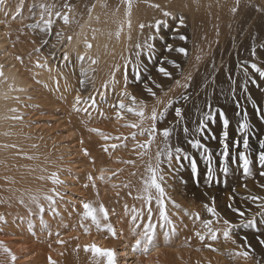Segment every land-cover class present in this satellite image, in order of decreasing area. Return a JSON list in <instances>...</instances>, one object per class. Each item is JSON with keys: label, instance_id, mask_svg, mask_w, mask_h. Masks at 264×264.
Returning <instances> with one entry per match:
<instances>
[{"label": "rangeland", "instance_id": "rangeland-1", "mask_svg": "<svg viewBox=\"0 0 264 264\" xmlns=\"http://www.w3.org/2000/svg\"><path fill=\"white\" fill-rule=\"evenodd\" d=\"M96 1L25 0L26 5L25 7L22 5V13L18 16L17 21H12L10 14L3 16L1 13L0 20L9 21L12 24L13 34L16 33L17 37L21 39V43L25 44L26 48L31 50L32 53H35L33 52L35 47H41V52L48 53L52 44H56L57 47L60 46L61 49L65 48L64 44H67V42L61 45L57 41L55 33L61 29L65 37L74 33L82 18ZM140 1L151 2V0ZM174 1L176 0H163V5L166 3L170 5ZM116 2L121 3V0H116ZM260 2L264 4V0H260ZM65 3L75 5L74 12L70 13V16L73 17L72 22L65 25L61 17L53 15L51 17L54 22L52 32L45 35L42 30L43 25L40 15L43 10L39 5H55L53 11H65L61 7ZM218 3L219 5L214 8V13L208 21L197 14L190 15L186 9L180 7L152 12L145 25H155L161 22V27L158 29L145 27L143 31L140 28L133 31L131 40L119 50H112V46L109 44L104 54L105 57L104 55L99 56V64L94 66L97 71L89 73L90 78L95 77L94 81L89 79L86 84H88L89 90L102 91L101 85L108 78L112 65L116 63L123 64L122 56L132 55L133 46L137 42H143L149 35H153L155 37L152 41L154 51L151 54L145 51L142 55L141 76L133 80L136 72L131 66L127 69L128 91L137 96L138 99H145L146 93L143 90L142 82L147 83L151 80L162 84L164 86L163 92H168L169 87L172 88V91L168 92V97H164L163 93L157 90V95L161 96L162 99L173 98L176 101L173 109L169 110L166 119L158 122V127L162 128L169 123L175 125L174 108H183L184 120L175 127L173 143L182 147L189 156L196 160L199 170L197 176L188 160L180 161L182 167L174 173L175 179L166 181L167 191L190 193L201 206L207 204L210 198L215 197L221 216L231 219L234 223L238 222L239 219L251 218L253 215L258 219L257 221H261L264 218L256 213L264 211V209L258 207L264 201L259 199L253 201L249 197H264V187H261L264 184V178L258 174L261 167L258 163V155L260 151L264 150V147H262V143H264V119L261 118L264 116V77H261L251 67L255 63L264 69V8L258 9L250 0H239L238 9L233 12L231 9L237 6L236 0H218ZM33 5H37V7L34 8ZM0 10H2V6H0ZM165 11L172 13V15L165 16ZM180 13L185 14L181 16L184 20L183 24L179 21L180 17L178 16H180ZM45 17L47 18V14H45ZM169 17H175L176 21L174 23L170 22ZM164 23L166 27H164ZM32 24H39L40 27L32 28L30 27ZM181 37H186V39H181ZM42 39L48 40L49 44L42 46ZM169 46H171V50ZM179 48L186 49L187 54L177 51ZM61 49L56 50V52L60 54ZM253 50H255V55H253ZM24 53L27 52L23 51ZM197 56L200 59H197ZM170 61H175L179 67H174ZM161 65L173 74L171 79L158 73V68ZM245 69H247V73H245ZM189 75L191 81L188 88L176 86L175 81L179 80L183 83L184 78ZM81 79L83 77L79 73L77 82ZM117 79H121L120 73H117ZM181 94L187 95L189 99L183 100ZM96 99H101L100 93H97ZM69 101L72 100L69 99ZM112 101L108 100L102 104V107L107 110ZM45 102L50 104L52 101ZM153 102V100L148 101L149 107ZM88 103L91 104L90 100ZM58 106L62 107L61 104ZM205 113H210L214 118L207 121V128L203 133H198L195 129L200 121L205 119ZM93 115L95 116V111H93ZM225 116L229 120L226 130L231 157L228 161V182L227 184L214 183L208 185L206 184L208 162L204 151L202 148L192 147L191 141L200 139L201 143L210 149L212 167L216 175L221 176L225 163L222 157L223 132L225 131L223 119ZM33 118L38 121V130L43 131V134L47 136L46 138L54 144L52 154L61 161L60 167L57 172L55 170V173H58L59 178L66 181V183L62 185L52 183L51 192L54 188L58 189L62 193L63 199L56 197L57 213L47 212L49 220L46 221V224L43 223L36 228L31 227L29 230H23L28 228L26 226L20 227L18 223L9 221L6 218V224L0 223V241L10 250L11 254L15 255L16 259L15 261L12 260L13 264H30L35 261H38V264H51V260L56 261V264H63L67 257H71L74 250L82 249L85 244L91 245L94 242V237H90L93 236L92 231H85L82 227H78L77 220L82 217L85 211L84 203L92 202L94 205L95 197L91 196V193L93 189L97 191L98 188L84 187V185L88 183L86 177L91 173L90 170L94 173L95 170L89 166L87 157L77 155L73 152L74 150L65 146L67 140L63 138L64 135L60 134V129L55 127V120L52 116L41 113ZM134 118L136 119L133 116ZM125 119L131 118L125 116ZM245 119L249 124L246 133L240 130V125ZM103 121H100V124L90 122L89 125L101 128V130L110 133L112 136L128 135L131 131L125 126L124 120L117 121L113 118L110 121L105 120V124L101 125ZM185 125L190 130L188 134L182 131ZM37 134L40 133L37 132ZM245 135L249 139L247 154L252 161V175L247 177L242 172L243 161L239 156V153L244 151L242 141ZM97 138L99 140L94 138L95 140L92 142L98 148L96 151L108 159V167L111 169L124 168L125 171V165L120 161L127 159L121 148L114 150L113 154H115L109 156L101 149L102 138L100 136H97ZM112 142L116 141H109V143ZM160 143L161 138L158 136L156 144ZM156 144L152 147V154L155 153ZM133 159L137 160L135 168L140 170L142 177L146 175L145 164L149 160V156H145L143 159L135 156ZM123 174H120L117 178L122 177ZM115 181L113 183H116ZM99 183L98 181L97 184ZM108 186L111 187V184L109 183ZM122 190L123 188L120 189L121 192ZM206 193L209 195L207 200L201 196ZM52 194L54 195V193ZM229 203L239 207L245 215L250 214L252 216L239 217L238 214H233L226 207ZM42 204L45 206L44 212L46 213L49 209L48 202L42 201ZM201 212L202 218L211 215L204 211ZM69 213H72V215H69ZM32 214H38V210H34ZM210 218L212 217L210 216ZM212 219L216 227L221 228L222 224L215 223V218ZM27 220L29 219L27 218ZM64 225H68V227L65 228ZM261 231H264V229H261ZM235 232L234 236L238 237L235 238V243L232 242L231 246L234 248L238 244L246 249L251 244V248L247 249L254 254L251 257L252 261L255 264L258 261L260 264H264V245L259 243L260 239H264V235H261L255 228L236 229ZM57 233H59V236H57ZM61 239L65 243L57 242ZM1 248L5 254L11 257L9 252L4 251L3 247ZM30 251H33V253Z\"/></svg>", "mask_w": 264, "mask_h": 264}, {"label": "bare ground", "instance_id": "bare-ground-1", "mask_svg": "<svg viewBox=\"0 0 264 264\" xmlns=\"http://www.w3.org/2000/svg\"><path fill=\"white\" fill-rule=\"evenodd\" d=\"M24 1L23 5L25 7ZM250 1L258 9L264 8V4L260 0ZM20 2L21 0H6L0 13L3 16L10 14L11 20L17 21L18 16L22 13L20 8L21 11L17 14V6L20 5ZM105 3L107 7H103ZM95 5V9L92 11V18L89 19L88 12L82 18L75 32L70 35L72 44H64V49L71 51L72 63L65 68L64 62L60 59L61 52L60 54L56 52V57H49V66L53 69L51 73L46 69L34 67L37 56L41 54L44 56L49 55L51 45L48 53H32L31 50L26 48L25 44L21 43V39L17 37V34H13L12 24L9 21L0 20V64L4 65V76L0 77V201H3L0 202V213L6 215L9 221L18 223L20 227L26 226L28 228L23 230H29L31 227L36 228L43 223L46 224V221L49 220L47 213L51 212L49 209L46 213H43L44 219H41L39 214H32L37 208L29 197L31 195H40V202L45 201L43 200V194L51 193V184L54 183L49 177L55 173V170L56 172L58 171L61 163L59 158L57 159V156L52 154L54 144L46 138L47 136L43 134V131L38 130V121L33 118L35 115L45 113L49 114L50 117L52 116L55 120V127L60 129V134L64 135L63 138L67 140L65 146L74 150L73 152L77 155H81L79 139L83 137V147H86L91 152V156L87 157V159L89 160V166L95 170V173L90 170L92 174H97V169L101 167L109 168L108 159L96 151L98 148L92 142L95 139L99 140L97 138L99 135L87 131V127L95 126L88 124L85 127L82 123L83 113L71 112V102L69 101V99L72 100L77 90L82 89L81 94L86 97L89 95L97 97V93L105 91L104 88L102 91L97 92L92 89L89 90L88 84L81 85L77 82L81 62L76 60V54L77 52L84 53L86 51L83 43L85 38L93 45L90 50H87L89 56L92 57L104 55L109 44H111L112 50H119L129 42L126 4L117 3L116 0H97ZM154 5H159L160 7L157 8ZM218 5V0H176L170 5L167 3L163 5V0H151L150 3L133 0L130 17L131 34L133 31L139 30L140 25L145 24L154 11L180 7L186 9L190 15L197 14L208 21L214 13V8ZM117 9L119 10L117 11ZM179 15L178 17H181L185 14L180 13ZM97 16L99 17L98 20L96 19ZM169 21L174 23L176 18L169 17ZM121 24H123V31L117 38L116 32ZM164 27H166L165 23ZM93 29L96 30L95 33H93ZM58 49H61V47L58 46L56 50ZM23 51L27 53L23 54ZM17 56L23 57V63L16 59ZM89 63L90 61L86 58L83 61V66L88 67ZM57 67L63 74H57ZM70 71L71 74L67 84L71 90H68L65 87V75H68ZM34 73H39V75L36 76ZM51 77H56L59 80V90L56 88L55 80ZM37 81H43V83H38ZM20 88H24L26 91H18ZM84 93L88 94L84 95ZM107 95L111 98L109 100L115 99V94L111 88L107 90ZM16 97H19V99L17 100ZM50 100L52 101L50 104L45 102ZM97 101L100 102L99 99ZM60 104L62 107L58 106ZM13 109H17L18 112L12 111ZM17 114L22 116L23 119H12ZM125 116L133 119L130 113H125ZM102 120L104 121L101 125H104L105 120L110 121L111 119L97 117L91 123L100 124ZM37 132L40 134H37ZM138 139L143 140L145 137H138ZM5 145H9V147H5ZM11 145H15V147H11ZM33 145L38 147H33ZM121 151L127 160L135 157L131 151V144H129L128 148H121ZM28 157L34 158L29 159ZM93 160L95 163H93ZM129 171L137 173L132 179L134 185L138 186L142 175L140 170L132 166L125 165L123 176L117 178L115 182L119 184L121 180L127 179ZM40 176H44L46 179L41 180L39 179ZM97 188V191L93 189L91 193V196L95 197L94 205L98 206L103 203L109 209L110 222L117 229L119 236L112 237L106 230H97L93 226L91 228L93 236L90 237H94L93 244L97 247L101 245L102 247L99 248L114 249L117 253V264H255L252 258L249 260H244L243 258L232 259L229 256V250L239 251L242 250V247L238 244L236 247L234 244V249L231 246L232 241H226L222 236L218 240L211 242L212 248L218 250L214 251L204 247L203 243L193 235V228L198 226V222L197 225H193L192 217L186 216L183 211L172 207L170 202H168L169 214L176 221L183 219V223H179L177 231L172 234L170 239L166 240L164 232L169 230V226L159 218L154 201L151 205L153 211L149 220V205L133 198L136 194L135 187L132 189L133 196L126 195L127 190L123 189L122 192L120 191L119 197H116L115 190L104 182L97 184ZM97 192H99L98 195ZM169 194L184 208L197 212L202 211L203 206L193 199L192 194L178 191H170ZM201 196L206 200L209 199L207 193ZM20 198H23L25 203H20ZM125 204L128 205V209L124 208ZM29 207L32 208V212H29ZM132 208H143L144 212V215L135 221V224L139 225L136 228L137 234L145 231L149 223L155 227L156 237L154 243L146 252L133 250L135 240L139 236L134 235L132 231L134 227L131 220L133 215ZM210 216L208 215L207 218H210ZM248 216L251 217L252 215L249 214L244 217ZM86 222L90 224V218ZM185 224L188 227H184ZM222 225L221 228L223 227ZM214 227H216L215 224ZM237 237L234 236V239ZM85 246L82 249L74 250L71 257H67L63 264H96L97 261H99V264H107L106 257L95 256L91 251H86ZM30 252L33 253V251ZM38 263V261H35L30 264ZM0 264H13L12 258L3 252L1 247Z\"/></svg>", "mask_w": 264, "mask_h": 264}, {"label": "snow or ice", "instance_id": "snow-or-ice-1", "mask_svg": "<svg viewBox=\"0 0 264 264\" xmlns=\"http://www.w3.org/2000/svg\"><path fill=\"white\" fill-rule=\"evenodd\" d=\"M6 3V0H0V6H3ZM121 3L126 4V15L128 17L127 25L129 28V35L128 38L131 40V11H132V3L133 0H121ZM237 6L233 7L231 10L233 12H236L239 6V0H236ZM23 5V0H21L20 5L17 6V14H19L20 8ZM33 7H37V5H33ZM39 7L43 10L41 15V21L43 25V32L45 35H48L52 32L53 27V20L51 17L53 15L61 17L63 23L65 25L72 22L73 17L70 16V13L74 12L75 5L71 3H65L62 4L61 7L65 9V11L55 10V5H47V4H40ZM96 5L92 4L89 8V19L92 18V11L95 9ZM103 7H107V4H103ZM154 7L159 8V5H154ZM119 9H117L118 11ZM45 14H47V18L45 17ZM165 16H171L172 13L170 12H164ZM96 19L98 20L99 17L97 16ZM179 21L181 24L184 23V20L182 17L179 18ZM32 28H39V24H32L30 25ZM83 27V26H81ZM145 27L152 28V29H158L161 27V22H158L155 25H145L141 24L140 29L143 31ZM95 29H93V33H95ZM123 31V24H121L119 30L116 32L117 38H119L121 32ZM57 37V41L63 45L65 42H67L68 45L72 44V37L71 36H64V32L61 29L60 31H57L55 33ZM155 39L153 35H149L143 42H137L133 46V54L129 56H122L121 59L124 61L123 64H113L111 69L109 70V76L106 80L103 81L101 87L105 89L104 92L100 93V102L97 101L96 97L89 95L87 98L81 94V90H77L75 92V95L72 97V101L70 103V110L73 113H83L84 118L82 120V123L87 127V125L97 117H103L105 119H115L117 121L124 120L125 126L128 127L131 131L128 135L121 134L119 136H112L110 133L105 132L101 130L98 127H87V131L89 133H95L98 134L102 140L103 143L101 145V149L104 153H107L109 156L113 154L114 150H118L120 148H128L129 144H131V151L136 157H139L140 159H143L145 156H149V160L145 164V173L139 183L138 186L134 185L133 177L137 175L134 171H129L128 178L125 180H121L119 184L113 183L114 180L117 179V177L120 174H123L124 168H118V169H111L107 167H101L97 169V174L89 173L87 175V181L88 183L84 185V187H92L97 188V183L104 182L105 184H111V187L113 190H115L116 197H119L121 192L120 189H126V195L133 196V187L136 188V194L133 197L134 199L141 200L142 202L149 205L148 207V218L151 219V213L153 211V208L151 207L153 201L155 202V205L157 206L156 211L159 214V218L162 219L166 225L169 226V230L164 232V237L166 240L170 239L173 233L177 231L178 224L183 223V219L180 221H176L172 218V216L169 214L168 210V202L171 203L172 207L176 208L177 210L183 211L186 216L192 217V224L198 226L193 228V235L194 237L201 241L203 243L204 247H207L209 249H212L214 251L218 249L212 248V241H216L222 236L226 241H232L235 243L234 239V233L236 229H242V228H255L258 232H260L261 235H264V231H261V229H264V219L261 221H257L256 216H252L251 218L246 219H239L238 222H233L231 219L224 218L221 216V212L218 211V205L216 203V198L212 197L210 198L209 202L207 204H204L202 207V211L206 213H210L212 218H215V223H221L223 224L222 228H216L214 227V220L212 218H202L201 213L197 211H193L189 208H184L180 203H177L169 194L167 191L166 181L169 179H175L174 173L178 172L180 168L182 167V164L179 162L182 160H188L190 163L191 168L193 171L199 175V170L197 168V163L194 158L189 156L185 150L177 146L173 143V133L175 130V127L179 124H181L184 120V110L181 107H175L174 108V120L176 121V124L173 125L169 123L166 126H163L162 128L158 127V122L161 120H165L167 115L169 114V110L173 109L174 104L176 101L173 98L168 99H162L161 96L157 95V90L161 91L163 93L164 97H168V92L172 91V88L169 87L168 92H163V85L158 84L155 80H151L150 82L144 83L142 82L143 90L146 93L145 99H138L137 96L133 95L131 92L128 91L129 84H128V75H127V69L129 66L136 72V76L133 77V80L139 78L141 76V57L144 54L145 51L147 53L151 54L154 51L153 43L152 41ZM181 39H186V37H181ZM35 43V42H33ZM85 45L86 51L84 53L77 52L76 54V60L81 62L80 67V75L83 77L79 81L81 85H85L89 79H92L94 81L95 77H89V73H95L97 69L94 67L95 65L99 64V57H92L89 56V52L87 50H90L93 45L91 42L85 38L83 41ZM49 44V41L46 39H42L41 45L46 46ZM56 44L51 45V50L49 51L48 56L39 55L36 58L34 67L37 69H46L49 73L53 71V69L49 66V57H56ZM169 49L171 50V46H169ZM74 50V49H73ZM180 53L187 54V50L184 48L177 49ZM33 52L35 53H41V47H35L33 48ZM253 55H255V50H253ZM88 59L90 61L88 67L83 66V61L85 59ZM17 60H19L21 63H23V57L17 56ZM60 59L64 62L65 68H67L72 63V56L71 51L68 49H62ZM166 59V58H165ZM197 59H200L199 56H197ZM170 63L173 64L174 67H179L175 63V61H170ZM253 69H255L261 77H264V69H262L257 64L253 63L251 65ZM4 65L0 64V77L4 76L3 72ZM57 74L61 75L63 74L59 67L56 69ZM74 71V69H72ZM245 73H247V69L244 70ZM117 73H120L121 79H117ZM158 73L166 78L171 79L172 73L168 71L166 67L161 65L158 68ZM71 74V71L68 75H65V87L68 90L70 89V86L67 84L69 75ZM34 75L38 76L39 73H34ZM55 80L56 88L57 90L60 89V83L59 80L56 77H51ZM191 76H187L184 78V82L177 80L175 81L176 86L181 88H188L190 86ZM38 83H43V81H37ZM47 86V85H45ZM111 88L115 94V99L108 105V109L105 110L102 107L103 103H106L109 99H111L107 95V90ZM20 92L26 91L24 88L18 89ZM98 91V90H97ZM181 98L183 100H188L189 97L185 94H181ZM18 100L19 97H16ZM91 101V104L88 103V101ZM149 100H153L154 102L151 104V107H149ZM162 106V109H161ZM12 111L18 112L17 109H13ZM93 111H95V116L93 115ZM125 113H130L136 119H125ZM205 119L201 120L198 127L195 129L198 133H203L205 129L207 128V121L213 119L214 117L210 113H205ZM264 119V116L261 117ZM12 119H23L20 115H15L12 117ZM229 125V120L225 116L223 119V126L225 131L223 132V151H222V157L225 161L222 169V175L217 176L215 170L212 167V156L211 151L208 149L205 145L201 143L200 139H193L191 141L192 147L194 148H202L205 154V158L208 162V169H207V177H206V184L212 185L214 183H224L227 184L228 182V176H229V166L228 161L230 160V152H229V143H228V132L227 128ZM249 129V124L247 119H245L241 125L240 130L241 132H247ZM183 133L188 134L189 128L185 125L182 129ZM161 138V143L156 144L157 137ZM138 137H146L143 140L138 139ZM109 141H116L109 143ZM79 143L81 145L80 154L84 157H90L91 153L86 147H83L84 145V139L83 137H80ZM156 144V150L155 153L152 154V147ZM243 149L244 151H241L239 153L240 158L243 161L242 164V172L243 174L247 176L252 175V161L249 159V156L247 154V150L249 148V139L247 135L244 136L243 141ZM5 147H9V145H5ZM11 147H15V145H11ZM33 147H38L37 145H33ZM262 147H264V143H262ZM29 159H32L34 157H28ZM121 163H123L126 166H132L135 167L137 164L136 159H128V160H121ZM93 163L95 161L93 160ZM258 163L261 166L258 170V174L264 178V150L259 152L258 155ZM70 171V169H69ZM50 179L53 180L55 184L62 185L65 184L66 181H63L59 178L58 173H53L50 177ZM39 179L43 180L46 179L44 176H40ZM246 187V185H245ZM261 187H264V184L261 185ZM54 193V195L52 194ZM99 192H97V195ZM56 197H60L63 199L62 193L58 189H52L51 193H45L43 194V200L48 202V208L49 210L53 211V213H57V200ZM31 202L36 205V208L38 210V214L41 216V219H43V213L45 211V206L42 204L41 196L40 195H31L29 197ZM234 199V196H233ZM249 199L255 201V200H261L264 201V197H256L251 196ZM3 202V201H0ZM20 203H25L23 198H20ZM227 209L230 210L233 214H238L239 217H244L245 213L241 211L239 207L234 206L232 203H229L226 205ZM261 209H264V203H261L258 205ZM125 209H128V205H124ZM84 209L85 211L82 214V217L77 220V226L82 227L85 231H91V228L94 226L97 230H106L108 234H110L112 237H118L119 233L117 229L114 227V225L110 222V214L109 209L104 206L103 203H100L98 206H94L92 202H86L84 203ZM32 208L29 207V212H32ZM133 215L131 216V220L133 222V234L138 235L139 238L135 240V244L133 245L134 251H142L146 252L148 251L149 247L154 243L155 237H156V231L155 227L149 223L146 230L141 233H136V228L139 227V225L135 224V221L144 215L143 208L131 209ZM69 215H72V213H69ZM261 218H264V211H260L257 213ZM90 218V224L85 223L84 221L88 220ZM23 219V217H21ZM0 223H7V219L3 213H0ZM65 228L68 227V225H64ZM184 227H188L187 224L184 225ZM51 235V233H49ZM57 236H59V233H57ZM58 243H65L64 240H58ZM259 243L261 245H264V239H260ZM143 245V247H141ZM0 247L4 248V251L9 252L11 255V258L13 261H15L16 257L15 255L10 253V250L7 249L3 242L0 241ZM248 248H251V245H248ZM86 251H91L95 256H103L107 259V264H117V253L112 248H99L95 244L86 245L85 246ZM229 256L232 259L236 258H243L244 260H249L252 257V253L246 249L235 251V250H229ZM51 259V258H50ZM51 264H56V261L51 260ZM96 264H99V261L96 262ZM257 264H260L258 261Z\"/></svg>", "mask_w": 264, "mask_h": 264}]
</instances>
